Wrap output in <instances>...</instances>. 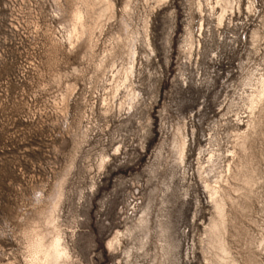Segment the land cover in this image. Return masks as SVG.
Returning <instances> with one entry per match:
<instances>
[{
  "label": "rangeland",
  "instance_id": "rangeland-1",
  "mask_svg": "<svg viewBox=\"0 0 264 264\" xmlns=\"http://www.w3.org/2000/svg\"><path fill=\"white\" fill-rule=\"evenodd\" d=\"M5 1L0 264H28V232L50 237L52 213L67 264H212L219 183L231 257L264 264V0H232L223 21L218 0H112L72 46L81 2L24 0L16 32Z\"/></svg>",
  "mask_w": 264,
  "mask_h": 264
},
{
  "label": "bare ground",
  "instance_id": "bare-ground-1",
  "mask_svg": "<svg viewBox=\"0 0 264 264\" xmlns=\"http://www.w3.org/2000/svg\"><path fill=\"white\" fill-rule=\"evenodd\" d=\"M74 1L81 2V5H83L84 7L81 8V7H78L77 5H74V8L72 9L71 18H70L71 25H70L68 35L66 37V41L68 42L70 46H72L75 41H78L84 33H88L87 35L89 36L93 33L92 27H90V25H88L87 22L85 21V14L88 13L87 9L88 10L90 8L94 9L95 6H99V10L95 18V22H93L95 23V25H99L101 20L104 17L106 16L112 17L114 15L113 10L115 8L112 0H74ZM160 1L164 2L165 0H160ZM208 1L210 2V0ZM218 5H220L221 10H222V14L218 16V20L223 21L222 17L224 16L223 14L225 13L226 9L228 11L229 8H233L232 0H218ZM237 5H239L238 1H237ZM128 6H129V2L127 1V4L125 5L124 9L126 10L129 9V8H126ZM211 8L213 9L212 6ZM237 8H239V6H237ZM100 29H102V27ZM128 73H131V72L129 71ZM263 88H264V81H263ZM244 142L246 143V141ZM243 143L241 145L242 148L244 147ZM183 149H184V144H182L180 151H179L181 158H183L182 157ZM230 167L231 165L229 164L228 165L229 172H230ZM257 179L258 178H256L255 170H252L249 174L244 176L243 186H244V189L246 190L247 197L252 196L251 195L252 192L253 193L255 192L253 191V188H254L253 186H255L254 184H256ZM220 184L221 183H219L218 185L216 184L215 186L210 187L208 190L210 202L213 207V216L210 219V222L207 228V239H208L207 243L209 246L208 249L213 251L212 252L213 254L212 264H238L231 257L230 248L228 247L227 242L225 240V236H224L225 230H226L227 219H228L226 215L225 207H226L227 202L228 203L231 201L233 202V200L229 194V187H226L227 185L221 186ZM226 184H228V182ZM56 206L57 205H55L54 208H56ZM48 220L52 224V227H51L52 231H51L50 237H46L43 231H41L39 228H34L30 232H28L29 243H28V248H26L28 249V256H29L28 264H65V263L67 264L66 261L70 257L69 251L67 247L63 244L61 234L57 228V225H55L54 223L55 222L54 213L50 215ZM263 236H262L263 239L261 240L258 239L260 243L258 240L255 243V244L259 243L256 246L257 251L261 248L264 251V248H263L264 237ZM114 240H113V243H114ZM113 243L112 241H110L108 243V246L112 247ZM118 243L120 242L118 241L117 244ZM252 243L254 244V242ZM260 254L262 255L261 250H260ZM258 259L261 260V258H258ZM258 259L253 253H251V255H249L248 257V262L250 264H259Z\"/></svg>",
  "mask_w": 264,
  "mask_h": 264
},
{
  "label": "built area",
  "instance_id": "built-area-1",
  "mask_svg": "<svg viewBox=\"0 0 264 264\" xmlns=\"http://www.w3.org/2000/svg\"><path fill=\"white\" fill-rule=\"evenodd\" d=\"M33 1V0H32ZM24 3V0H21L20 4H17V0H6L4 3V13L7 14L8 17V31H19V28H22V25L19 21L21 18V9H22V4ZM7 20V18H6ZM7 41L3 39L1 42V46H6ZM5 56V50L2 49L0 51V61L3 60V57Z\"/></svg>",
  "mask_w": 264,
  "mask_h": 264
}]
</instances>
